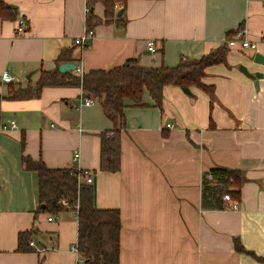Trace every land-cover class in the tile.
Instances as JSON below:
<instances>
[{"label": "crops", "instance_id": "crops-1", "mask_svg": "<svg viewBox=\"0 0 264 264\" xmlns=\"http://www.w3.org/2000/svg\"><path fill=\"white\" fill-rule=\"evenodd\" d=\"M3 1L16 7L17 16L0 17V122L14 120L17 128L0 130V264H86L73 250L76 211L49 220L53 214L40 204L38 174L26 169L24 156L93 176L87 184L94 205L121 213L120 264H264L234 242L239 238L264 258V78L256 82L240 69L264 73V64L255 61L264 56V0H129L115 4L111 20L99 1ZM87 6L103 22L82 47L75 39L87 31ZM21 20L25 31L18 33ZM239 30L258 49L230 47L227 63L206 69L203 82L214 86L213 98L195 86L188 94L168 85L162 108L148 91L146 106L126 101L117 172L100 169L101 136L115 123L81 87L45 86L33 99L4 98L11 84L26 85L31 71L36 82L42 69H55L63 51L76 58L69 62L82 74L131 58L147 67H173L227 44ZM151 39L157 52L147 48ZM4 71L12 82L3 81ZM85 97L94 103L80 105ZM213 168L243 173L237 206L224 198L223 208L204 204L203 178ZM23 231L32 232L29 243L47 250H19Z\"/></svg>", "mask_w": 264, "mask_h": 264}, {"label": "trees", "instance_id": "trees-1", "mask_svg": "<svg viewBox=\"0 0 264 264\" xmlns=\"http://www.w3.org/2000/svg\"><path fill=\"white\" fill-rule=\"evenodd\" d=\"M102 2L105 6V18L115 17V4L126 5L129 0H88V4ZM90 7V6H89ZM16 7L0 0V17L15 19ZM124 20L123 17L117 18ZM102 18L96 16L90 9L87 15V29H93L102 23ZM229 33L227 36L230 37ZM230 47L225 43L219 48L200 58L182 59L176 66L162 63L157 67H147L138 58L128 59L122 65L109 70L95 69L85 74L74 71L61 72L62 62L75 61L70 51H63L57 59V66L53 70H41L36 82L30 78L26 85L9 87V94L4 97L12 100H29L41 95L45 86H77L81 87L89 96L97 98L103 105L106 115L115 123L112 130L101 136V164L100 169L117 172L121 167V139L120 131L126 124V101L134 105L146 106L143 102L145 91H148L160 108L163 107L164 89L168 85L184 87H198L214 97L215 88L203 82L206 69L219 63H227ZM1 102V101H0ZM0 105V121H1ZM26 169L37 172L39 177V200L43 209L51 214L63 210L73 209L64 207L59 199L66 198L71 205L79 204L77 250L86 264H120L121 251V213L117 208L102 209L94 205L93 187L83 181V169L77 167L53 168L43 159L35 160L30 156L23 157ZM209 174L212 178H209ZM244 182L243 173L239 169L213 168L203 178L204 204L208 208H223V196L228 193L233 199L240 198L241 186ZM31 231L19 234V250L28 251L30 247ZM238 251L248 252L258 261L264 258L248 251L239 238L234 239Z\"/></svg>", "mask_w": 264, "mask_h": 264}, {"label": "built area", "instance_id": "built-area-1", "mask_svg": "<svg viewBox=\"0 0 264 264\" xmlns=\"http://www.w3.org/2000/svg\"><path fill=\"white\" fill-rule=\"evenodd\" d=\"M86 11H87V13L90 12L89 6L86 7ZM24 31H25V22L23 20H21L20 24L17 28V32L23 33ZM93 36H94V30L93 29H87V31L82 36L75 39V43L77 45H81L82 47H84L86 45L87 41H89ZM227 44L229 47L238 46L241 49H251V50H257L258 49V43L256 41L249 39V37H247L246 33L243 30L237 31L234 34V36L227 41ZM147 48L151 52H157L158 51V48L156 46V42L152 39L147 41ZM76 71L80 75H82V69L78 65H77ZM2 79L5 83H9V82H12L13 76L9 73V71H4L2 73ZM93 103H94L93 97H85V99L81 102L80 105H91ZM166 126L169 128H172V127H174V124L172 122H167ZM16 128H17V123L14 120L9 121L8 123L0 122V130H2V131L13 130ZM79 156H80V153L76 152L75 153V159H77ZM209 178L211 179L212 175L209 174ZM79 179H80V182L83 181V182L89 183V184L93 183V176L91 174H89L87 171H84L83 175L80 176ZM223 198L227 201H231L233 203V205L237 206V203L232 200V198L230 197V195L228 193H226L223 196ZM59 203L61 205H63L64 207H67V208H70L71 206H73V209L75 211H77V209L79 208L78 203L71 205V203L66 198L59 199ZM53 216H54V214L49 217V220H52ZM30 245L32 247H34L35 251L38 253H42V252L47 250L44 247L38 246L34 241H30ZM73 250L78 252L77 246L73 247Z\"/></svg>", "mask_w": 264, "mask_h": 264}, {"label": "water", "instance_id": "water-1", "mask_svg": "<svg viewBox=\"0 0 264 264\" xmlns=\"http://www.w3.org/2000/svg\"><path fill=\"white\" fill-rule=\"evenodd\" d=\"M124 11V9H121L118 13L117 16L120 17L122 16V12ZM255 61L263 63L264 64V56L261 54H257L255 57ZM77 68V64L75 62H64L62 64H60L59 66V70L63 73L65 72H69V71H74ZM241 71H243L246 75H248L249 77L253 78L256 80V82H258V79L264 78V73L262 72H255L252 73L250 71H248V69L245 66H241L240 67ZM36 72V70L31 71L28 75L27 78L30 79L33 74ZM183 90L188 93L191 94V90L189 87H184ZM43 207H45V205H43Z\"/></svg>", "mask_w": 264, "mask_h": 264}]
</instances>
